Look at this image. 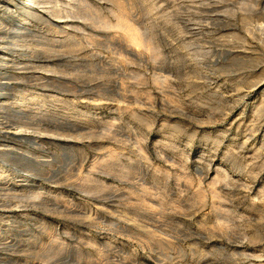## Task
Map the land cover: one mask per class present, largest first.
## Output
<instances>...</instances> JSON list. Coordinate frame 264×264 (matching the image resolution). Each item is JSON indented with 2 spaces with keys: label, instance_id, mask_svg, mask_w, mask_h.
Returning <instances> with one entry per match:
<instances>
[{
  "label": "rangeland",
  "instance_id": "obj_1",
  "mask_svg": "<svg viewBox=\"0 0 264 264\" xmlns=\"http://www.w3.org/2000/svg\"><path fill=\"white\" fill-rule=\"evenodd\" d=\"M50 2L3 51L0 264H264V0Z\"/></svg>",
  "mask_w": 264,
  "mask_h": 264
},
{
  "label": "bare ground",
  "instance_id": "obj_2",
  "mask_svg": "<svg viewBox=\"0 0 264 264\" xmlns=\"http://www.w3.org/2000/svg\"><path fill=\"white\" fill-rule=\"evenodd\" d=\"M50 3H51L50 0H24V2L21 4L16 2V0H0V8L5 9V19L4 20L6 21L7 19L6 22H0V71L7 70L6 68H7L8 61L5 60V58H7V54H5V52L3 51L8 52L9 49L13 51V49H15V47L17 46L18 39H21V37L24 38L26 35H29L30 33L33 32L29 30L28 28L29 24H31L30 22L31 18H34V20L38 23H43L44 20L46 22H50L48 18L42 17L40 12L44 11V9H42L41 11V8H45L46 11H50L49 14L51 15L52 14L56 15L58 13V11L56 12L55 10L54 11L52 10L51 12V10H49L51 8L49 6ZM40 4H43V5L40 6L39 9L36 8V6ZM19 11H23V12L19 13ZM17 13H19V15ZM55 18L60 19L61 17L56 15ZM10 22H14L15 25L12 26L11 30H9V33H7L6 28L10 25L9 24ZM126 24L123 21H120L119 26L122 27V29H124V31L128 35L130 43L133 45H136L138 42L136 33H134V31L131 28H129V26ZM56 26H59V25L56 24ZM6 33L9 35L10 38H12L14 42H16V44L15 43L10 44L5 41L4 34ZM22 42H25V41L22 40ZM6 83L7 82H0V92H4L9 88V85H7ZM2 101H3L2 93H0V102ZM3 135L5 137L12 136L14 138H17L18 136L17 134L10 135L8 133H3Z\"/></svg>",
  "mask_w": 264,
  "mask_h": 264
}]
</instances>
